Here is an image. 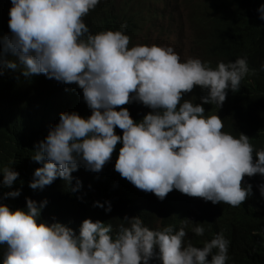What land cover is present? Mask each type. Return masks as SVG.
<instances>
[{
    "label": "clouds",
    "instance_id": "1",
    "mask_svg": "<svg viewBox=\"0 0 264 264\" xmlns=\"http://www.w3.org/2000/svg\"><path fill=\"white\" fill-rule=\"evenodd\" d=\"M198 1L0 0V106L42 113L29 174L2 170L0 264L264 253V48L224 59L223 1ZM226 12L264 31V0Z\"/></svg>",
    "mask_w": 264,
    "mask_h": 264
},
{
    "label": "trees",
    "instance_id": "2",
    "mask_svg": "<svg viewBox=\"0 0 264 264\" xmlns=\"http://www.w3.org/2000/svg\"><path fill=\"white\" fill-rule=\"evenodd\" d=\"M227 11L233 0H222ZM244 2V0H239ZM261 7V6H260ZM224 12L221 20L224 21L231 29L232 39L229 44L227 52L223 55L224 59H235L243 53L252 52L253 48H264V31H260L258 37L252 35V30L248 23L243 21L239 16H230ZM2 28V25H0ZM264 30V29H263ZM3 83L0 81V86ZM258 90V89H253ZM207 93L203 90V96ZM202 103L198 101L197 104ZM205 109L206 115L217 114L213 112L215 107L213 105H202ZM19 116H15V115ZM0 115L4 118L0 124V185L3 183L2 170L5 167H12V170L20 168L22 172L29 174V164L26 161L32 158L34 152L38 147L33 144L34 140V126L41 124L42 113L37 114L35 107H29L26 112L21 109L14 110V101L6 100L4 105L0 106ZM264 118V116H260ZM228 120V116H224ZM26 119V120H18ZM15 124V131H4L8 124ZM122 131V130H120ZM2 192H0V203L2 202ZM210 259V257H209ZM248 264H264V253L254 255L248 261Z\"/></svg>",
    "mask_w": 264,
    "mask_h": 264
},
{
    "label": "rangeland",
    "instance_id": "3",
    "mask_svg": "<svg viewBox=\"0 0 264 264\" xmlns=\"http://www.w3.org/2000/svg\"><path fill=\"white\" fill-rule=\"evenodd\" d=\"M184 1H186V0H179V5H177V4L173 5L172 4V8L178 10L181 14H183V15H185L187 17H191L192 16V8L196 4H200L201 2H199L198 0H191L193 2L192 5L186 6Z\"/></svg>",
    "mask_w": 264,
    "mask_h": 264
},
{
    "label": "bare ground",
    "instance_id": "4",
    "mask_svg": "<svg viewBox=\"0 0 264 264\" xmlns=\"http://www.w3.org/2000/svg\"><path fill=\"white\" fill-rule=\"evenodd\" d=\"M120 130V129H119Z\"/></svg>",
    "mask_w": 264,
    "mask_h": 264
}]
</instances>
